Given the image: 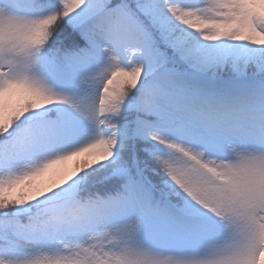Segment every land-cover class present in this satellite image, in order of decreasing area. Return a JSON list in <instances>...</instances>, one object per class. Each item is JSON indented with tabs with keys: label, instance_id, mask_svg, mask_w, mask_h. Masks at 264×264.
Listing matches in <instances>:
<instances>
[{
	"label": "snow or ice",
	"instance_id": "6c2138e0",
	"mask_svg": "<svg viewBox=\"0 0 264 264\" xmlns=\"http://www.w3.org/2000/svg\"><path fill=\"white\" fill-rule=\"evenodd\" d=\"M0 264H264V0H0Z\"/></svg>",
	"mask_w": 264,
	"mask_h": 264
},
{
	"label": "rangeland",
	"instance_id": "374dc122",
	"mask_svg": "<svg viewBox=\"0 0 264 264\" xmlns=\"http://www.w3.org/2000/svg\"><path fill=\"white\" fill-rule=\"evenodd\" d=\"M71 161H67V162H64L63 164H59V165H55L54 168L52 170H50L48 172V174H50L51 176L53 175V173L57 170H61V169H70L71 168V165H70ZM48 178H49V175L47 176V174H45L42 179L44 182H47L48 181Z\"/></svg>",
	"mask_w": 264,
	"mask_h": 264
},
{
	"label": "trees",
	"instance_id": "16d2710c",
	"mask_svg": "<svg viewBox=\"0 0 264 264\" xmlns=\"http://www.w3.org/2000/svg\"><path fill=\"white\" fill-rule=\"evenodd\" d=\"M73 163H74V160H71V167H72ZM45 174H47V176L49 175L48 180L52 177L50 174H48V172H46ZM45 174H44V175H45ZM44 175H42L41 177L36 178V183H38V184H40V183H44V181H43V179H42V177H43Z\"/></svg>",
	"mask_w": 264,
	"mask_h": 264
}]
</instances>
